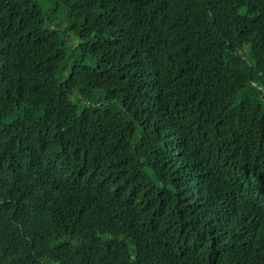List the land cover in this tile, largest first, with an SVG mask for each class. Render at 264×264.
Segmentation results:
<instances>
[{
  "label": "trees",
  "instance_id": "trees-1",
  "mask_svg": "<svg viewBox=\"0 0 264 264\" xmlns=\"http://www.w3.org/2000/svg\"><path fill=\"white\" fill-rule=\"evenodd\" d=\"M66 260L264 264V0H0V264Z\"/></svg>",
  "mask_w": 264,
  "mask_h": 264
},
{
  "label": "clouds",
  "instance_id": "clouds-1",
  "mask_svg": "<svg viewBox=\"0 0 264 264\" xmlns=\"http://www.w3.org/2000/svg\"><path fill=\"white\" fill-rule=\"evenodd\" d=\"M259 90H261V88H259ZM62 191L69 207L68 214L72 218L79 204H86V206H81V208H79L81 210H86L87 207L90 206L92 210L104 211L99 219L85 222L93 229L91 241L96 238L107 236L117 224L119 220V211L112 203V191L103 184L95 168H84L73 173L66 179ZM56 264L91 263L83 260H66Z\"/></svg>",
  "mask_w": 264,
  "mask_h": 264
}]
</instances>
